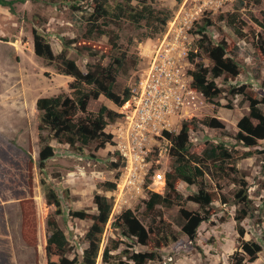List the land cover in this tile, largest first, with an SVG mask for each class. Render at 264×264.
I'll return each instance as SVG.
<instances>
[{
  "label": "rangeland",
  "instance_id": "374dc122",
  "mask_svg": "<svg viewBox=\"0 0 264 264\" xmlns=\"http://www.w3.org/2000/svg\"><path fill=\"white\" fill-rule=\"evenodd\" d=\"M148 1L155 9L169 12L168 21L175 15L188 17V57L190 52L200 53L195 57V63H208L197 46V40L201 36L198 32L200 26H205L206 19H210L211 24L206 25L204 33L214 42L226 40L231 45L239 73L217 79L222 89L214 100L217 104L207 102L191 88V98L188 96L189 101L179 114L172 116L171 128L154 135L143 146L138 153L144 160L130 164L122 156L118 144L122 138L119 132L121 106L116 107L103 96L90 100L89 111L96 112L100 105H106L117 113L106 126L111 141L104 145L93 142L82 152H77L50 140L55 154L45 161L44 172L38 167L41 145L35 101L39 97L68 92L67 84L72 78L58 73L53 63L48 64L35 55L32 30L45 36L54 55L59 54L63 44L68 42L66 54L81 70L98 60L105 64L108 57L101 59L100 52L90 56L79 50L84 49L79 41L87 30L94 0H13V13L7 6L0 5V39L7 41L0 42V264H45L48 221L54 222L67 236L66 254L79 259L87 247L85 234L90 220L79 219L73 212L95 213L94 197L97 194L108 199L111 210L101 235L96 264L102 263L104 244L116 237L120 243L119 249L112 251L115 258L125 259L119 253L122 249L130 253L145 249L113 225L126 210H130L146 227L156 229L167 225L169 231L177 232L179 207L156 205L147 212L146 201L152 191L162 194L168 191L164 174L170 166L171 141L165 132L177 134L184 121L190 124L191 152L201 155L205 148L216 143H223L231 154L247 150L235 139L236 124L248 112L247 91H252L259 101L264 100V28L259 24L264 0L244 6L239 0ZM232 13L236 14L237 27H240L239 15L249 20V26L238 31L230 25L227 19ZM168 21L160 32L152 31L144 21L139 27L124 21L108 23L109 28L118 32L120 43L127 51L125 72L118 76L115 87L119 93L124 88L131 91L135 88L148 64L150 50L166 30ZM89 40L99 45L107 43L105 36ZM259 44L261 46H257ZM195 63L188 59L184 64L188 74ZM229 86L242 87L243 90L231 94L227 90ZM260 106L264 111V104ZM205 117L215 118L216 127L204 125L202 119ZM260 145L264 150V139ZM153 164L156 169L149 181L148 173ZM232 177L233 180H219L218 186L212 182L219 199L211 203V214L199 226L195 241L191 245L181 242L164 247L160 258L150 264H231L235 257L242 255L245 264H264V160L257 155L241 158ZM107 183H114L115 187L111 189ZM46 186L54 190L59 200V212L56 204L47 201ZM240 188L247 200L239 202L236 192ZM197 190L196 185L181 182L171 198L184 200ZM22 202L31 203L28 211L34 216V244H26L22 238ZM242 206L249 212L238 224L235 216ZM185 208L196 210L198 207L187 201ZM245 241L255 242L260 247L252 261L247 260L248 256L243 252Z\"/></svg>",
  "mask_w": 264,
  "mask_h": 264
},
{
  "label": "trees",
  "instance_id": "16d2710c",
  "mask_svg": "<svg viewBox=\"0 0 264 264\" xmlns=\"http://www.w3.org/2000/svg\"><path fill=\"white\" fill-rule=\"evenodd\" d=\"M175 1L180 2L181 0ZM239 2L241 6H244L250 2L258 3L259 0H239ZM0 5L7 6L11 13L14 12L13 0H0ZM235 16L236 14L233 13L228 15L227 21L230 25H234L238 31L242 27L249 26V20L239 15L238 24L240 27H237ZM170 17L169 12L155 9L148 0H94V5L88 15L87 30L79 41L84 49L79 50L80 53L86 51V54L90 56L100 52L101 59L108 57V61L105 64L101 60L90 63L86 70H81L75 60L67 56L68 42L63 44L64 47L59 54L54 55L45 36L34 29L32 30L35 55L48 64L53 63L58 73L72 78L67 84L68 92L39 97L35 101L38 117L37 130L41 145L38 154V167L41 172H44L45 161L55 154L54 146L49 144L50 140H55L77 152H82L93 142L104 145L111 141L112 136L106 131V126L117 116V113L106 105H100L96 112L88 110L89 101L96 100L100 96L110 100L116 107H120L131 95L129 88H124L122 93H119L115 88L118 76L125 72L127 51L120 43L118 32L109 28L108 23L124 21L139 27L144 21L152 31L160 32ZM205 24L210 25V19H206ZM259 24L264 28V11H262V20ZM206 25L200 26L198 30L201 36L197 40V46L205 54L208 63L205 64L202 61L195 63V57L200 56V53L198 51L197 53L190 52L189 60L195 64L194 68L188 71L191 76L189 86L199 92L207 102L217 104L214 100L222 90L218 86L217 79L222 76L224 78L225 76H235L239 73V68L231 45L226 40L214 42L208 38L204 33ZM101 36L107 38L106 44L99 45L89 40V38ZM257 46H261V44ZM227 90L234 94L242 92L243 88L229 86ZM246 101L249 109L238 120L235 134V139L247 147V150L241 153L231 154L223 143L211 144L203 150L201 155L191 152L188 121L182 123L177 134L165 132L171 141L169 147L170 166L164 174L165 187L168 191L165 194L152 191L146 201V211L152 210L156 205L178 206L176 223L179 229L174 232L169 231L167 225L156 227V229L146 227L130 210H126L120 215L121 219H116L113 225L122 230L121 234L135 239L145 249L131 253L127 249H122L119 253L124 255L125 259H120V256L115 258L112 251L118 250L120 243L119 238L116 237L104 244L101 264H150V261L160 258V251L164 247L172 243L181 244V242L191 245L195 241L199 226L211 214V203L219 199L218 193L213 189L212 182H215L216 185L219 180H233L232 174L237 172V162L241 158L257 155L264 160V150L260 145V141L264 139V111L260 104H264V100L259 101L252 91H247ZM202 123L209 127H216L218 124L217 120L211 117H205L202 119ZM195 124L194 122L193 125L195 126ZM155 169L153 164L148 173L149 181L152 180ZM181 182L196 185L197 192L184 200L177 197L171 198V194L176 192ZM41 183L45 185L43 179H41ZM107 185L111 189L115 187L114 183H107ZM46 187L47 201L56 204L59 212V200L54 190L51 187ZM236 197L239 202L247 200L245 192L241 188L236 192ZM187 201L195 203L198 208L196 210L186 209ZM94 203L95 213L73 212L74 216L79 219L88 218L90 220L85 234L87 247L83 249L79 259L70 258L66 254L67 236L54 222L48 221L45 264H96L101 235L108 221L111 205L105 196L98 194L94 197ZM30 207L31 203L22 202L21 231L26 244H34L35 241L34 216L28 211ZM248 212L245 206L237 210L235 220L238 224L248 215ZM242 249L248 256L247 260L252 261L260 247L255 242L245 241L242 244ZM244 257V255L235 257L231 264H245Z\"/></svg>",
  "mask_w": 264,
  "mask_h": 264
},
{
  "label": "built area",
  "instance_id": "2783aa9c",
  "mask_svg": "<svg viewBox=\"0 0 264 264\" xmlns=\"http://www.w3.org/2000/svg\"><path fill=\"white\" fill-rule=\"evenodd\" d=\"M188 21L186 15H175L168 21L166 30L150 50L138 83L120 107L122 138L118 144L128 164L144 160L138 152L154 135L171 128L172 116L179 114L189 101L188 96L191 98V76L183 67L189 59Z\"/></svg>",
  "mask_w": 264,
  "mask_h": 264
},
{
  "label": "crops",
  "instance_id": "0c3cea01",
  "mask_svg": "<svg viewBox=\"0 0 264 264\" xmlns=\"http://www.w3.org/2000/svg\"><path fill=\"white\" fill-rule=\"evenodd\" d=\"M0 42H7V41H5V40H3V39H0Z\"/></svg>",
  "mask_w": 264,
  "mask_h": 264
}]
</instances>
